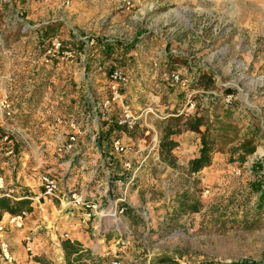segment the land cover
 <instances>
[{
    "label": "rangeland",
    "instance_id": "obj_1",
    "mask_svg": "<svg viewBox=\"0 0 264 264\" xmlns=\"http://www.w3.org/2000/svg\"><path fill=\"white\" fill-rule=\"evenodd\" d=\"M147 3L150 6L138 24L143 28L152 25L155 31L145 37L146 44L163 45L167 51L154 55L157 70L151 69L149 73H177L187 80L186 87H181L168 86L170 81L154 78L151 92L159 97L150 101L152 106L161 108V115L166 116L186 112L189 102L194 104L193 113L196 110L198 114L218 103L219 113H232L237 139L255 137L256 149L242 164L236 161V156L231 158L228 148L215 153L212 164L195 181L189 180L183 171L171 168L164 176L165 167L158 162L145 165V173L150 176L142 178L134 216L129 218L123 213L114 222L112 218H105L104 224L100 223L95 230L94 225L89 227L94 237L103 229L106 233L113 229L123 236V243L117 246L126 249L103 256L100 263L157 264L156 259L168 257L179 264H264V0H147ZM33 6L36 7L32 0H0V82H3L0 83L3 85L0 109L4 124L10 121L1 104L9 103V99L3 92L7 74L3 73L1 62L11 59L12 55L20 60L19 45L24 38H27L25 43L38 44V37L56 36L42 31L28 36L26 23ZM33 70L38 69L34 66ZM203 73L210 78V90L197 88L196 82ZM34 74L25 78L21 92L35 86ZM43 79L41 83L35 82L39 84L35 86L37 90L49 84L48 78ZM225 90L232 93L226 94ZM82 94L78 91L77 99L81 100ZM226 96H231L230 104L225 103ZM12 105L15 121L17 109ZM79 106L81 110V103ZM173 117L157 120V132L161 133L160 128L167 126ZM0 129V155L7 146L3 140L5 135L14 143L15 154L21 151L20 144L14 140L21 133L16 128L12 134ZM191 133L182 132L170 140L176 141L180 136L179 144L193 147L197 136ZM140 136L145 138L143 133ZM145 140L147 145L149 138ZM236 144L237 141L233 145ZM191 153L185 152L188 156ZM186 159L176 160L177 166L185 167ZM155 175H160L158 187L149 182ZM186 185L196 193L201 210L179 216L174 210L175 201ZM65 210L59 216L68 215L70 219L76 215L75 209Z\"/></svg>",
    "mask_w": 264,
    "mask_h": 264
},
{
    "label": "crops",
    "instance_id": "obj_2",
    "mask_svg": "<svg viewBox=\"0 0 264 264\" xmlns=\"http://www.w3.org/2000/svg\"><path fill=\"white\" fill-rule=\"evenodd\" d=\"M32 4L36 7L33 6L26 23L28 36L31 32L36 35L41 31L46 32L47 35L60 37L64 42L69 41V44L77 46L80 51L85 48L86 39L94 40L95 46L89 49L86 57L82 56L70 65L55 66L50 71L37 61L36 44L25 43L27 38H24L23 44L19 45L20 60L18 61V56L12 55L11 59L1 62L3 73L7 74L3 92L7 95L5 98L9 99L10 105L16 107L17 116L15 121L12 117L9 118L10 124H4L0 109V128L9 134L14 133V128L21 133L20 137L14 138L20 144L21 151L16 154L15 159L0 155V177L3 178L7 190L12 191L9 197L15 199L24 196L30 199L33 211L24 219L22 229L5 226L4 240L9 246L12 260L8 263L0 259V264H40L34 261L35 257L41 258L47 264H65L60 247L63 240L80 243L102 261L103 256L116 250L126 249L117 246L120 242L123 243L122 234L113 229H109L106 233L103 229L94 237L95 234L89 233V227L94 225L92 227L94 229L100 223L104 224L106 219L98 218L88 223L89 221L78 208L74 206L62 208L54 199L41 198L39 179L42 175H46L59 181L63 187L75 183L81 188L87 185L89 197L99 202L104 191L109 187L112 188L110 173L118 170L123 160L130 159L138 167L135 184L127 195L129 206L127 209L133 211V208L137 207V195L142 190V178L148 179L150 176L145 173V165L160 163L166 170L164 176L172 168L170 169L160 156L159 145L155 151L147 153L148 147L144 145L140 132L117 131L111 126V121L119 114L120 104L123 101L134 111L148 105L152 106L150 101L153 102L159 97L151 92L152 80L161 78L169 82L172 73L170 75L165 71L149 73L151 69L157 70L154 69L156 65L154 55L161 54L165 50L163 45L146 44L145 37H148L151 31H155L152 25L143 28L138 24L143 12L150 6L147 0H42L41 2L32 0ZM105 61L119 62L128 75L130 83L124 93L123 101L105 110V114L101 115L99 110H95V105L106 94V85L103 82L105 71L99 66L100 64L103 67ZM19 65H21L20 70ZM34 66L37 67V72L32 71ZM30 73L36 75L35 81L29 79L35 86L41 83L43 78H48L49 84L43 89L37 90L34 86L28 92H21L25 78H28ZM88 75L89 81H87ZM167 85L170 86V83ZM20 86H22L21 90ZM2 89L3 85H0L1 92ZM85 90H89V99H91L89 126L82 122L79 106L82 100L77 99L78 91L85 93ZM147 100L149 102H146ZM153 108L158 114H162L161 108ZM57 116L79 121L74 131L79 134L75 153H67L60 159L53 155L54 147L66 143L72 131L65 124L55 125L54 120ZM152 120H149V128L152 127L151 124L155 127L158 122ZM158 136H161V133H158ZM116 137H119L124 145L131 147L133 152L129 151L122 155L112 154L110 142ZM178 138L180 136L176 141L173 140L177 146L171 150L174 159L180 161L187 158L189 161L196 157L200 147L199 139L194 137V146L189 147L186 144H179ZM185 152H192L191 156ZM76 153L77 156L74 155ZM107 158L111 161L108 162ZM159 176L155 175V178L151 177L149 180L155 183V187L160 185L157 181ZM44 206L46 208L42 209ZM63 209L68 212L75 209L73 212L76 215L70 219L67 218L68 215L61 217L59 213ZM7 217L8 214H3L1 220L5 222ZM63 219L68 221L65 222ZM107 222L111 223L110 220ZM26 238L28 243L25 242ZM125 243L128 244L126 241ZM27 246L30 247V251H26Z\"/></svg>",
    "mask_w": 264,
    "mask_h": 264
},
{
    "label": "built area",
    "instance_id": "obj_3",
    "mask_svg": "<svg viewBox=\"0 0 264 264\" xmlns=\"http://www.w3.org/2000/svg\"><path fill=\"white\" fill-rule=\"evenodd\" d=\"M38 41L35 50L38 58L37 61L48 70H52L55 66L70 65L78 58H81L82 56L86 57L89 49L95 46L94 40L86 39L85 48L80 51L77 49V46L66 44L58 36H50L44 39H42L41 36V38L38 37ZM99 66L105 71L103 82L106 85V94L102 100H99V102L96 103L95 110H99V113L102 115L105 114V110L111 109L113 105H117L123 101L124 93L126 92L130 81L125 70L117 61L110 63L105 61L103 67L100 64ZM87 81H89V75ZM169 81L172 86L179 85L181 87H186L187 84V80L181 79L177 73H172L169 77ZM28 82L32 83L31 80ZM81 100L80 111L82 122L89 126V120L91 119L89 113V103H91V99H89V90L82 94ZM224 101L226 104H230L232 101L231 96H226ZM1 108L8 118L13 117V112L11 111L9 103L3 102ZM193 108L194 104L189 102L186 112L181 111L178 115H190L193 113ZM170 116L172 117L176 115ZM170 116H162L158 114L151 105L145 106L138 111H134L128 103L123 101V103L120 104L119 114L111 121V126L115 130L123 133H135L137 131L143 133L145 138H149V143L146 145V147H148L147 153H149L153 150L155 151L156 148H158V145H160L158 132L152 124V127L149 128V120H165ZM54 123L55 125L65 124L68 129L72 131V133L69 134L66 143L54 147L53 155L60 159L64 157L65 154L75 151L76 141L79 134L74 131L77 129L79 121L78 119L75 120L70 117L63 119L57 116ZM145 138L143 139L144 144L146 143ZM3 140L7 141V146L3 149L4 152L1 156L15 159L16 154L14 151V143L8 140L7 136ZM110 151L112 154L116 155L126 154L129 151H131V153L133 152L131 147L124 145L119 137L112 139L110 142ZM74 155L77 156L78 153ZM106 160L108 162L111 161L110 158L109 160L108 158ZM119 167L120 168L115 170L114 173H110L112 175L110 178L112 180V188L109 187V189L104 191L100 196L99 202L92 200L89 197V188L87 185L81 188L75 183L72 186H70V184L63 187L60 185L59 181L46 175H42L39 179L41 188L40 197L58 200L62 208L68 206L76 207L82 212L84 218L88 221L94 217L102 219L109 217L112 218L111 220L114 222L118 217H122V214L126 210L128 205L127 195L130 188L135 184L136 173L138 170V167H136L130 159L123 160L119 164ZM11 193L12 191L7 190L6 186H4L3 178L0 177V196L9 197ZM26 217L27 214L23 213L20 216L8 215L5 222L3 219L0 220V259L2 261L10 263L12 260L9 254V246L4 240L5 226L9 225L14 229L20 230L23 227V221ZM25 242L28 243L27 238L25 239ZM25 248L26 251H30L29 246ZM111 264L119 263L115 261Z\"/></svg>",
    "mask_w": 264,
    "mask_h": 264
},
{
    "label": "trees",
    "instance_id": "obj_4",
    "mask_svg": "<svg viewBox=\"0 0 264 264\" xmlns=\"http://www.w3.org/2000/svg\"><path fill=\"white\" fill-rule=\"evenodd\" d=\"M197 88L210 90V78L204 73L199 75ZM224 93L231 94V90H225ZM218 103L212 105L211 109H205L202 114H198L195 110L194 113L184 116H174V119H169L167 126L160 128L162 138L159 145L160 156L167 163V166L181 170L185 176L190 180H196L200 173L212 164L213 155L217 152L223 151L228 148L231 158L236 156V161L242 164L246 157L255 152L256 146L254 145L253 136L245 139H237V130L234 122L232 121V113L223 111L219 113L217 108ZM192 132L196 134L199 139V149L197 156L189 160L185 167H179L176 160L171 155V150L177 144L170 140L172 136L181 134L182 132ZM237 141L236 145H233ZM264 163V159L262 160ZM262 164L259 163V166ZM15 198V197H13ZM32 201L24 198V196L12 199L6 196H0V220L3 214L11 216H20L23 213L27 215L33 211L31 206ZM176 214L182 216L186 213H198L201 210L200 201L196 193L192 191L188 185L186 189L182 190L175 201ZM124 214L129 218L134 216V212L126 209ZM61 250L64 255L65 264H102L95 257L90 250L85 249L78 242H71L70 240H63L60 243ZM34 261L40 264H47L39 257H35ZM157 264H179L175 260L162 257L156 259ZM154 264V263H153Z\"/></svg>",
    "mask_w": 264,
    "mask_h": 264
}]
</instances>
